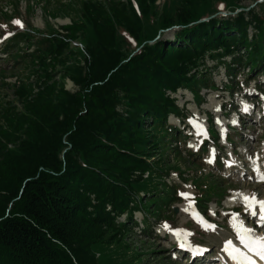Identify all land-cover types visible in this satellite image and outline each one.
Returning <instances> with one entry per match:
<instances>
[{"label": "trees", "instance_id": "obj_1", "mask_svg": "<svg viewBox=\"0 0 264 264\" xmlns=\"http://www.w3.org/2000/svg\"><path fill=\"white\" fill-rule=\"evenodd\" d=\"M140 1L149 20L154 0ZM226 1L216 0L218 9L199 15L183 0L141 31L126 3L87 0L79 22L58 27L63 34L32 41L29 56L42 79L32 94L18 84L19 111L6 107L0 113V264H96L95 246L118 242L135 226V211L140 232L150 231V220L176 194L163 182L157 187L151 182L159 180L162 151L180 137L166 117L184 116L165 92L187 90L199 105L201 89H217L205 60L223 66L226 81L219 90L229 95L243 68L246 79L264 75V0L257 12L210 18L211 12H225ZM169 29L176 30L170 40L160 39ZM143 32L157 33L156 40L148 44L152 39ZM77 35L82 58L61 69L76 86L68 93L61 80L49 81L43 67L62 64L61 52ZM206 122L211 130L208 117ZM215 140V134L205 135L199 150ZM195 192V206L203 213L208 198ZM140 194L147 197L139 199Z\"/></svg>", "mask_w": 264, "mask_h": 264}, {"label": "rangeland", "instance_id": "obj_2", "mask_svg": "<svg viewBox=\"0 0 264 264\" xmlns=\"http://www.w3.org/2000/svg\"><path fill=\"white\" fill-rule=\"evenodd\" d=\"M85 1L87 0H0V26H5L0 27V39L7 33H13L0 43V113L6 107L19 111L20 100L15 92L18 84L23 85L29 90V94H32L42 79V70L29 56L35 47L32 41L44 38L50 32L61 34L59 26H67L71 21L79 22L80 8ZM88 1L100 2L103 5L109 1L126 3L135 14L140 30L144 31L149 26L147 24H154L161 14H169L183 0H154L148 9L152 17H158H150L149 20H145L146 15L141 11L144 3L140 0ZM186 2L198 11L199 15L210 13L211 7L215 10L220 7L216 0ZM226 2L229 6L225 8V12H211L210 18L232 17L240 10L246 12L253 9V12H257L260 3L259 0H238L235 4L234 1ZM213 9L212 11H215ZM14 20L22 21L23 28L15 25ZM175 31L169 29L162 32L160 39L169 41ZM145 33L143 32V35ZM23 34L31 36L32 39L29 42L20 39L12 42L13 36ZM156 34L152 36L150 32L145 35L146 38L152 39L147 40L148 44L156 40ZM80 37L81 35H77L76 40L61 52L62 64H53L51 70L46 65L43 67L49 71V81H54L57 85L61 80L62 87L68 93H73L76 86L62 76L61 69L62 65L70 63L73 59L82 58ZM123 38L130 42V38L125 35ZM119 47L125 50L127 45L120 42ZM67 50L70 53H66ZM227 60V56L222 59L224 62ZM204 64L211 70L217 89H201L199 105H194L192 95L187 90H176L172 94L165 92L174 100L178 109H183L184 116L181 120L172 116L166 117L165 124L174 126L180 137L176 138L174 143L168 142L171 148L161 153V172L158 175L161 177L162 170L166 172L165 175L159 177V180L151 178V182L156 187L162 182L165 183L176 193L175 198L160 209L157 220H150L152 228L149 232H140V215L138 212L133 213L131 220L135 222V226L125 235L119 236L118 242L110 240L107 244L95 246L93 257L96 264H222V257L218 255L220 243L231 239L241 245L237 236V229L241 224L253 229L256 237L264 238V222L260 227H255L258 224L257 216H251L250 207L244 200L245 196L255 195L257 201H264V75L257 74L254 79H246L243 68L241 74L238 73L234 78L237 83L235 91L229 95L219 90L220 85L226 81L223 77V66L214 60H205ZM245 106L248 110L244 113ZM206 117L211 122V130L207 129ZM212 133H217L215 142L212 145L208 143L205 148L199 150L203 137H211ZM223 136L227 144L222 142ZM7 146L11 147L10 144ZM152 159L155 161L157 158ZM195 189L203 192L208 198L204 203L203 213L195 206V201H199L194 196ZM181 193L188 194V197L185 198ZM145 197L146 194L139 195V199ZM122 218L123 215L115 221L121 222ZM165 224L169 226L167 229ZM177 230H183L179 239L175 234ZM184 233L189 235L185 236ZM185 241L206 248L202 259L191 261L185 249L187 246L182 248L183 252L176 249L181 243L186 245Z\"/></svg>", "mask_w": 264, "mask_h": 264}, {"label": "snow or ice", "instance_id": "obj_3", "mask_svg": "<svg viewBox=\"0 0 264 264\" xmlns=\"http://www.w3.org/2000/svg\"><path fill=\"white\" fill-rule=\"evenodd\" d=\"M221 8H223V5H221ZM13 23L21 28H23V23L20 20H14ZM5 27V26H0ZM13 33H7L2 39H0V43L3 42V40L8 39ZM248 108L245 106L244 111H247ZM191 146V145H190ZM212 161L210 160L209 163ZM264 179V177H262ZM182 196L185 198L188 197V194L181 193ZM244 200L246 204L251 208L256 203L259 204L260 207V214H259V220L261 222H264V201H257L255 195L252 197L245 196ZM251 214L253 216H256L257 213L255 211H252ZM164 227L167 229L169 226L167 224L164 225ZM183 230H177L176 235L178 239L180 238V234ZM254 230L251 228H246L242 224L237 229V236L240 240V243L243 244V246L248 250L249 253L252 255H245L244 253H241L240 250L233 246V243L231 240L226 242V245L224 247V251L228 253V255L231 257L233 261H236V264H256V260L253 259V257H257L260 261H264V238L255 237L253 235ZM184 235H189V233H184ZM181 248H185L186 245L184 243L180 244ZM188 248H191V245H187ZM192 255L196 256L199 254H202L203 249H191Z\"/></svg>", "mask_w": 264, "mask_h": 264}, {"label": "bare ground", "instance_id": "obj_4", "mask_svg": "<svg viewBox=\"0 0 264 264\" xmlns=\"http://www.w3.org/2000/svg\"><path fill=\"white\" fill-rule=\"evenodd\" d=\"M257 208H259V211H260V207L259 206H257ZM254 235V234H253ZM255 236V235H254ZM256 237V236H255ZM185 243H186V241H185ZM188 244L186 243V246H187ZM185 249H187L186 251H188V250H190V248H188V247H186ZM245 253H247V255L249 254H251V253H249L248 252V250H246V251H244ZM252 255V254H251ZM254 259H256L257 261V263L258 264H264V261H260L257 257H255ZM227 264H235V263H233L232 261H229V262H227Z\"/></svg>", "mask_w": 264, "mask_h": 264}]
</instances>
